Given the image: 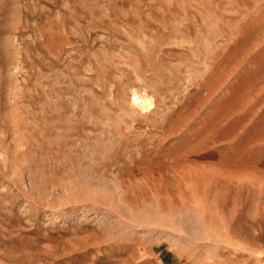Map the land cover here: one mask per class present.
Listing matches in <instances>:
<instances>
[{"label":"rangeland","instance_id":"rangeland-1","mask_svg":"<svg viewBox=\"0 0 264 264\" xmlns=\"http://www.w3.org/2000/svg\"><path fill=\"white\" fill-rule=\"evenodd\" d=\"M0 264H264V0H0Z\"/></svg>","mask_w":264,"mask_h":264},{"label":"bare ground","instance_id":"bare-ground-1","mask_svg":"<svg viewBox=\"0 0 264 264\" xmlns=\"http://www.w3.org/2000/svg\"><path fill=\"white\" fill-rule=\"evenodd\" d=\"M134 103L139 108H146L150 104L149 96L146 93H136L134 92Z\"/></svg>","mask_w":264,"mask_h":264},{"label":"trees","instance_id":"trees-1","mask_svg":"<svg viewBox=\"0 0 264 264\" xmlns=\"http://www.w3.org/2000/svg\"><path fill=\"white\" fill-rule=\"evenodd\" d=\"M167 255H168V254H165V255H164V260H166V256H167Z\"/></svg>","mask_w":264,"mask_h":264}]
</instances>
